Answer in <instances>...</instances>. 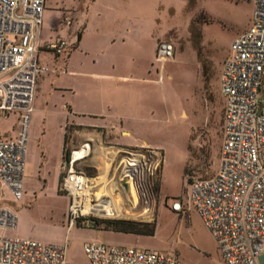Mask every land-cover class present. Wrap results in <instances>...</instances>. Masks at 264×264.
<instances>
[{"label":"rangeland","instance_id":"obj_1","mask_svg":"<svg viewBox=\"0 0 264 264\" xmlns=\"http://www.w3.org/2000/svg\"><path fill=\"white\" fill-rule=\"evenodd\" d=\"M73 1L65 0V3ZM79 1L82 8L79 9L83 12V0ZM126 2L104 0L111 5L103 13L141 16L145 20V29L136 28L132 38L134 51L128 55L130 60L125 74L132 77L120 80V87L106 91L103 97L101 94L86 95L89 78L96 79L89 73L99 72L102 67L90 63L85 49L79 47L73 49L72 64L66 72L63 66L58 67L62 61L52 65L54 74L48 72L37 96L46 73L39 77L35 109L28 127L23 196L15 200L9 190L1 188L0 192V206L9 207L18 215L17 226L7 229L5 234L48 243L68 240L67 264H92L83 248L90 241L164 251L184 264H224L211 231L190 207L187 196L192 179L214 176L218 169L224 135L221 111L225 103L221 72L233 39L251 24L254 2L134 0L129 6ZM61 7V0H47L42 29L45 35L55 34L52 29ZM159 31L166 33L157 39L158 45L170 41L175 47L173 56L163 65L157 60V51L154 52ZM70 35L63 32L66 38ZM72 36L74 38V33ZM89 39L93 46L87 48L92 49L98 43L109 41L108 37L95 33H91ZM118 45L119 42L115 47ZM48 57V54L41 55L42 60ZM201 59L206 60L213 71L207 80L202 73ZM209 84L220 98L221 107L208 101ZM58 86L71 87V90H58ZM111 100L114 107L108 102ZM68 104L79 111L112 105L110 110L115 113L112 126L108 128L91 129L68 122L63 159L64 125L67 119H78L74 112H69ZM15 123L16 115L4 119L0 129L15 135ZM87 138H93L95 145L99 142L112 150L117 148L108 169V160L105 161L98 151L91 158L96 167L87 163L83 168L97 178L96 192L104 189L103 193H108L100 199L115 201L121 212H85L79 221L70 224V199L58 190L59 176L66 153ZM126 151L142 152L148 158V166L136 181L137 192L133 195L118 191L117 181L125 165L122 160L129 155ZM174 198L184 201L182 212L172 210ZM100 199L97 197L98 201L93 203L97 204ZM86 218L95 219L96 223H89ZM117 219L138 222L142 229L143 223L155 222V234L107 230L106 222Z\"/></svg>","mask_w":264,"mask_h":264},{"label":"built area","instance_id":"obj_2","mask_svg":"<svg viewBox=\"0 0 264 264\" xmlns=\"http://www.w3.org/2000/svg\"><path fill=\"white\" fill-rule=\"evenodd\" d=\"M46 1L0 0V125L16 115L17 127L15 135L0 129V192L9 190L15 200L23 196L28 127L38 80L52 71L42 64L40 51L68 56L76 47L65 37L40 42ZM253 2L251 24L233 39L221 72L225 103L218 169L214 176L192 179L187 196L211 231L224 264H259L264 253V0ZM72 21L70 11H65L60 22L70 25ZM174 51L172 42H161L157 60L163 65ZM96 151L94 139L87 138L66 153L58 190L69 196L70 224L98 201L97 178L83 168L87 163L96 167L91 160ZM126 153L118 179L121 188L133 154ZM140 166L144 172L148 158L142 156L138 170ZM171 208L182 212L184 201L174 198ZM17 223V213L0 206V264H67L68 240L48 243L7 236L5 231ZM83 248L92 264H184L167 252L143 247L90 241Z\"/></svg>","mask_w":264,"mask_h":264},{"label":"crops","instance_id":"obj_3","mask_svg":"<svg viewBox=\"0 0 264 264\" xmlns=\"http://www.w3.org/2000/svg\"><path fill=\"white\" fill-rule=\"evenodd\" d=\"M123 1H127L126 2L127 6L134 4V0H123ZM82 2H83L82 4L83 12L80 10L82 8L80 7L79 0H74L73 3L71 4H66L65 0H61L62 7L59 8V15L56 21V25L52 29L54 30L55 34L50 33L48 35H45L44 31L43 32L41 31L40 42L43 44L59 37L64 38L63 32L64 33L66 32L69 35L71 34L70 37L67 38L71 43H74L75 39L78 38L76 47L85 49L84 51H85L86 59L90 63L92 62V63L100 64V66L102 67V69L99 70V72L89 73V75L91 76L92 75L96 76V79L89 78L91 80V82L89 81L87 83L89 89H86L84 93L90 96L101 94V97H103L106 91H112L118 89L120 87L119 85L120 80H127L130 77H132L125 74V71L129 66V60H130V57L128 55L129 53H132L131 51H134L132 38L136 33V28H138V26L139 27L141 26L140 28L145 29L146 27L144 24L145 20L141 19V16L136 18V16L128 15V14L127 15L105 14L103 13L104 9L106 7H108L107 9H110L109 5L111 4L104 3V0H83ZM65 11H70V13L73 16V21L71 22L70 25H64L60 22V19L64 15ZM135 21H137V23H140L142 25H136ZM43 23H44V17H43ZM80 28L81 31L79 32ZM73 33H74V38L72 36ZM91 33H95L98 36L104 35L109 38V41L107 43H102L100 45L98 43L96 48L92 49L90 47L93 45L90 44V39H89ZM165 33L166 31H163L162 33L159 31V33L156 35V41H155L156 43L154 50L155 54L158 46L157 39L163 36ZM118 42L120 45L115 47V45H117ZM87 46L90 47L87 48ZM118 53H120V56H118L119 55ZM42 54H48L49 59L42 60L41 59ZM73 54H75V51L73 53L72 52L69 53L68 56L64 55L63 53L56 56L51 52L42 49L40 51V60L44 66H47L50 69H52L50 73L53 74H54V69L52 65L54 64L58 65V63L62 61L58 67L60 68L63 66L64 71L66 72L69 65L72 64L71 59L73 57ZM119 67H121L120 70ZM69 72L72 71L69 70ZM47 74L48 72H46V75H44L43 78L41 79L37 96L40 92L42 84L47 78L46 76H49V74L48 75ZM92 87H94L95 89H92ZM56 89L71 90V87L58 86L56 87ZM37 96L35 100L37 99ZM108 102L111 103L114 107L115 105L114 101L111 100ZM112 105H107L106 107H102L94 110L79 111L77 110V108L73 106V104H68L67 109L69 110V112L72 113L74 112V115L78 117V119H73V120L67 119L66 124L64 125V129H65L64 135L67 129L66 125L68 122H73L79 124L82 127L91 128V129H98L99 127L101 128H108L109 126L111 127L113 122L112 117H114L113 113H115L114 110H110V107H112ZM62 158L64 159V147L62 151Z\"/></svg>","mask_w":264,"mask_h":264},{"label":"bare ground","instance_id":"obj_4","mask_svg":"<svg viewBox=\"0 0 264 264\" xmlns=\"http://www.w3.org/2000/svg\"><path fill=\"white\" fill-rule=\"evenodd\" d=\"M96 149L100 153L101 157L105 158V161L108 160L107 161L108 163L107 169H108V167L110 166L111 162L114 159V156L117 152V148H114V150H112L111 147H105L103 144L97 142ZM142 156H146V155H144V153L142 152L134 153L132 154V157L130 158V160L127 161L126 168L124 169V173L122 175L126 179L127 185L125 184V188H121L120 181L118 180L117 181L118 191H123L124 193L125 191H127L129 195H133L134 192H137L136 191L137 189L136 181H138V179L140 178L139 176H142V173H143V167L140 166L138 170L137 166ZM94 182L97 183V179H95ZM104 191L105 190L102 189L97 192L98 199H100L102 195L108 194V193H103ZM91 211L102 212L105 214H114V213L118 214L119 212H121V209L118 208L115 201L100 199V201L97 204H94L88 207L85 212H91Z\"/></svg>","mask_w":264,"mask_h":264},{"label":"trees","instance_id":"obj_5","mask_svg":"<svg viewBox=\"0 0 264 264\" xmlns=\"http://www.w3.org/2000/svg\"><path fill=\"white\" fill-rule=\"evenodd\" d=\"M199 57H201V53L199 51ZM201 66H202V73L206 80L208 79V76H211V73L213 72L211 70V67H209L208 63L206 60L201 59ZM207 89V99L210 103H216L220 107L222 105V102L220 98L218 97L216 91L214 88L209 84ZM223 112V121H224V108L221 111ZM222 114V113H221ZM67 142V132H65L64 135V148H65V143ZM66 158V155H65ZM93 224L96 223L95 219L92 220ZM144 228H141V224L135 221H126V220H108L106 222V229L107 230H112L116 232H123V233H131V234H138V235H154L155 230H156V224L155 222H145L142 224Z\"/></svg>","mask_w":264,"mask_h":264},{"label":"water","instance_id":"obj_6","mask_svg":"<svg viewBox=\"0 0 264 264\" xmlns=\"http://www.w3.org/2000/svg\"><path fill=\"white\" fill-rule=\"evenodd\" d=\"M126 185H127V184H126ZM258 260H259V264H264V253H262V254L259 256Z\"/></svg>","mask_w":264,"mask_h":264}]
</instances>
